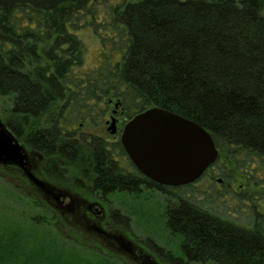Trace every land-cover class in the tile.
<instances>
[{
	"label": "trees",
	"instance_id": "trees-1",
	"mask_svg": "<svg viewBox=\"0 0 264 264\" xmlns=\"http://www.w3.org/2000/svg\"><path fill=\"white\" fill-rule=\"evenodd\" d=\"M85 28L101 44L88 70L77 35ZM0 95L12 100L8 128L50 164L83 172L103 195L149 188L174 198L167 226L185 262L173 264H264V0H0ZM113 106L125 123L159 106L206 128L217 175L247 218L218 213L217 175L206 193L156 183L134 164L127 174L114 159L127 155L120 138L79 132ZM2 170L31 189L20 172ZM59 218L52 210L42 220L61 228Z\"/></svg>",
	"mask_w": 264,
	"mask_h": 264
},
{
	"label": "rangeland",
	"instance_id": "rangeland-1",
	"mask_svg": "<svg viewBox=\"0 0 264 264\" xmlns=\"http://www.w3.org/2000/svg\"><path fill=\"white\" fill-rule=\"evenodd\" d=\"M77 35L86 46L84 67L87 70L93 69L99 64L100 40L91 28L81 29ZM11 106V98L0 95V114L3 120L10 117ZM114 109V106L110 108L101 125L81 127L79 132L94 134L110 141L117 140L120 134L115 139L114 135L107 130L108 125L106 124ZM123 125L124 123L118 126L122 129ZM55 164L56 168L49 169L48 174L58 187H63L59 184L66 182L63 178L64 174L69 177V182L65 186L73 189L79 188L78 185L74 188L76 183L91 184L83 177V172L72 171L70 173V169L63 170L58 163ZM13 175L14 173L5 172L0 168V264H23L28 260L34 261V264H136L135 261L118 253L100 239L79 232L76 237H73L71 234H75L77 228L69 223L67 227L61 225V228L45 223L42 219L51 217L52 210L46 207L41 195L39 199L41 206H35L29 198L31 194H35L32 193L34 191L26 189L27 193L31 191V194L28 193L30 196L26 195L24 188L20 186L19 178ZM219 178L226 180V176L222 174L217 175L216 179ZM239 183L243 182L236 184V190H238ZM225 184L227 185V181ZM212 185L213 182L210 183L205 177L185 191L206 192L205 189H209L207 192L210 193ZM218 195H220L219 192L213 193L209 201H215L213 198ZM108 197L113 213L119 211L121 216L127 217V224L111 219L113 223L108 226L109 229L134 238L161 264H173L172 258L180 259L182 263L185 262L180 249L181 238L173 234L167 226L166 211L177 205L174 198L149 188H143L140 194L116 192ZM215 205L219 214L231 211L234 217H243V221L247 218L240 216L237 212V206L230 198V194L223 201L218 198ZM37 217L40 218L39 221L34 220ZM192 264L213 263L195 262Z\"/></svg>",
	"mask_w": 264,
	"mask_h": 264
},
{
	"label": "water",
	"instance_id": "water-1",
	"mask_svg": "<svg viewBox=\"0 0 264 264\" xmlns=\"http://www.w3.org/2000/svg\"><path fill=\"white\" fill-rule=\"evenodd\" d=\"M116 114L117 109L107 121V130L113 135L119 131ZM120 140L128 157L144 176L173 187L197 181L219 156L213 137L206 128L159 106L149 107L129 119L123 127ZM0 164L19 167L31 183L55 201L61 202L69 196L64 189L53 186L35 174L32 153L8 128L1 114ZM77 203L78 200H72L73 208ZM115 238L124 254L112 248L125 257H134L137 251L135 242L121 233ZM143 260L144 264H161L149 252L143 255Z\"/></svg>",
	"mask_w": 264,
	"mask_h": 264
},
{
	"label": "flooded vegetation",
	"instance_id": "flooded-vegetation-1",
	"mask_svg": "<svg viewBox=\"0 0 264 264\" xmlns=\"http://www.w3.org/2000/svg\"><path fill=\"white\" fill-rule=\"evenodd\" d=\"M116 116L119 119L118 125L122 123H124V125L126 124L123 121L122 114L119 111H117ZM122 130L123 128H119L118 133L114 135L115 139H117L119 134L121 137ZM28 150L32 153V157L34 158L36 166L34 169L35 174L40 178L49 181L53 186L58 187L57 185H55V182L51 181V177H49L48 174L49 169L56 168V164H50V160L46 159L43 155L38 154L37 152L34 153L30 149ZM114 157V159L118 160L120 165L126 169V173L131 175L134 166L133 162L130 160L128 155L118 156L117 154H114ZM0 168H7L9 170H13V172H20L28 180L29 184L32 186L31 189L34 191V193L39 194L41 195V197H43L46 207L54 210L55 212L61 215V218H59L58 221L61 222L62 226L67 227V224L69 223L70 225H73L77 228L75 234H71L73 237H76V234L78 232L84 233L86 235L95 237L96 239H100L101 241L106 242L115 250L121 251V253L124 254V250L121 248L119 241L115 238L116 235H119V233L108 228V226H110L112 223L111 219L113 216V210L109 202L108 195H103L101 192L96 191L93 188L92 184L88 185L87 183H76V185H74V188L75 186L77 187V185L79 186V188L75 189L70 186H65L69 182V177L64 174L63 178H65L66 182H64L63 184H59L63 187L58 188L64 189L69 196L64 198L63 201L58 202L53 200L51 197L45 196L44 192L40 190L37 186H35L33 183H31L19 167L11 165L5 166L0 164ZM217 173L218 169L216 164H212L205 171V173L194 183L201 181L205 177L208 178L210 183H212V177L213 175H217ZM206 187H208V185ZM216 189L224 195V198L228 196L227 187L225 190V184L222 178L218 179ZM73 199L78 200L77 206L74 208L72 206ZM130 238L135 242L137 247V251L136 253H134V257H132L131 259L137 264H144L143 255L148 251L144 247L140 246L134 240V238Z\"/></svg>",
	"mask_w": 264,
	"mask_h": 264
}]
</instances>
